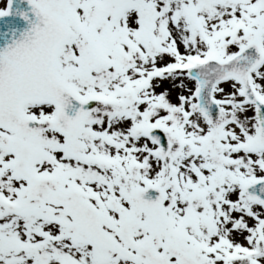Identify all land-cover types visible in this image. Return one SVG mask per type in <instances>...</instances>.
I'll list each match as a JSON object with an SVG mask.
<instances>
[{"label": "snow or ice", "instance_id": "obj_1", "mask_svg": "<svg viewBox=\"0 0 264 264\" xmlns=\"http://www.w3.org/2000/svg\"><path fill=\"white\" fill-rule=\"evenodd\" d=\"M0 264H264V0H0Z\"/></svg>", "mask_w": 264, "mask_h": 264}]
</instances>
